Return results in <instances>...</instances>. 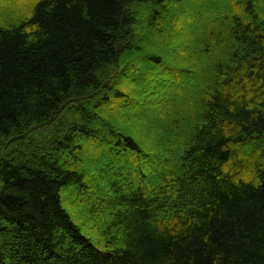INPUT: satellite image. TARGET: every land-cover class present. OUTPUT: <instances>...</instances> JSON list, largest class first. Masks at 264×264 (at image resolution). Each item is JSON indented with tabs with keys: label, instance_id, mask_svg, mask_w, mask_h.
<instances>
[{
	"label": "trees",
	"instance_id": "16d2710c",
	"mask_svg": "<svg viewBox=\"0 0 264 264\" xmlns=\"http://www.w3.org/2000/svg\"><path fill=\"white\" fill-rule=\"evenodd\" d=\"M0 264H264V0H0Z\"/></svg>",
	"mask_w": 264,
	"mask_h": 264
},
{
	"label": "rangeland",
	"instance_id": "374dc122",
	"mask_svg": "<svg viewBox=\"0 0 264 264\" xmlns=\"http://www.w3.org/2000/svg\"><path fill=\"white\" fill-rule=\"evenodd\" d=\"M207 15H209L208 16V18H212L213 20H214V17L215 16H218L216 13H206ZM189 40H182L181 42H178L177 44H175V45H177V47H181V45L184 47L185 46V43L186 42H188ZM179 53V52H178ZM178 53H176L175 54V58H177L178 60H180L181 58H180V55L178 54ZM149 71L151 72V73H149ZM138 73H134L135 75L133 76V74H130V75H128L127 76V78H124V81H127L128 83H130V85L132 86V85H137V80L136 79H141V77H145V76H149V77H151L152 79L154 78V80H153V82L154 83H157V84H161L160 82H162V83H164L163 81H167V77L166 76H164V75H162L161 73H159V72H157L156 70H149V68L147 69V67H142V68H140V70L139 71H137ZM138 77H140V78H138ZM155 84H153V86H154ZM137 86H135L134 87V90L136 91L137 90V93H139L138 94V102H142L143 101V98L144 97H147L148 96V94H150V91L149 90H151V91H154V89H152V87L149 89L148 87H147V84L145 83V85H143L142 86V88L141 89H139V87L138 88H136ZM189 87V86H188ZM144 88V89H143ZM146 90L147 91H149V92H146ZM171 90L172 89H169V90H167V88L166 89H163L162 90V87H161V94L159 93L158 94V96L155 94V96H154V98H161L162 97V99L165 101V102H178V101H176V97H172L173 95V93L171 92ZM189 90V89H188ZM144 106H145V113L149 110L148 108H150V104H147V103H145L144 104ZM126 110L124 109L123 110V112H125ZM79 208H80V206L76 203V202H73L72 204H71V207H70V211L71 212H74L75 214H78L79 213Z\"/></svg>",
	"mask_w": 264,
	"mask_h": 264
}]
</instances>
